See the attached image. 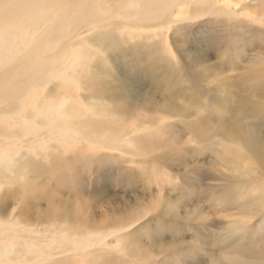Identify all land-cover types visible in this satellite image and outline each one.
<instances>
[{"label": "rangeland", "instance_id": "rangeland-1", "mask_svg": "<svg viewBox=\"0 0 264 264\" xmlns=\"http://www.w3.org/2000/svg\"><path fill=\"white\" fill-rule=\"evenodd\" d=\"M180 5L184 16L140 32L124 10L79 26L84 45L72 37L37 103H60L88 136L65 135L54 115L5 124L0 264H233L224 200L264 186V159L242 138L264 146V0H215L197 18L194 0ZM242 225L263 249L264 210Z\"/></svg>", "mask_w": 264, "mask_h": 264}, {"label": "bare ground", "instance_id": "bare-ground-1", "mask_svg": "<svg viewBox=\"0 0 264 264\" xmlns=\"http://www.w3.org/2000/svg\"><path fill=\"white\" fill-rule=\"evenodd\" d=\"M183 1L186 0H0V101H6L0 108V170L7 168L8 163L12 162L7 151L13 146L6 138H11L13 133L9 132L6 123L23 128L31 122V127H27L29 130L34 128L33 123L36 120L47 124L45 118L54 115L65 135H89L92 126H76L73 121H62L60 103L45 106L47 110H52L50 114L45 113V109H40L37 103L38 100H46L48 94L45 95L44 91L54 77L59 76L60 68H57L62 66L72 53V37L78 35L77 40L82 38L83 34L77 32L79 26L84 27L87 22L102 18L112 19L124 10L125 14L131 15L128 24L140 32L144 28H150L152 24L164 23L166 17H172L176 21L178 16H184L189 10L181 9L180 4ZM194 1L197 12L193 18L201 16L204 8L215 4V0ZM241 1L224 0L228 7L235 10ZM174 7L178 9L176 13ZM72 25L75 28L69 30ZM103 37L102 35L96 38V43H101ZM82 41L79 40L75 44L82 45ZM64 60L66 61L63 62ZM72 78L74 80V77ZM26 98L30 99L28 105H25ZM19 99L23 102L18 103ZM52 128L54 129L53 126ZM237 133L242 136V129L239 128ZM242 138L253 153L264 159V146H261L254 136L246 134ZM117 139H120L119 131L111 138ZM43 142L40 140V143ZM229 195V198L224 200L228 208L232 209L227 213L228 218L224 226L231 237L225 246L226 252L234 259L233 264H264V248L260 249L256 241L246 240L245 236L240 235L244 220L264 210V186L252 183L248 191L231 192ZM1 207L5 211L8 206ZM27 247V244H20L16 249L17 256L18 253L22 254L16 260L17 263L21 262L25 255L21 250H27ZM68 248L71 249L70 246ZM131 251L133 250L129 253ZM26 258L31 260L33 257L29 258L27 255Z\"/></svg>", "mask_w": 264, "mask_h": 264}]
</instances>
